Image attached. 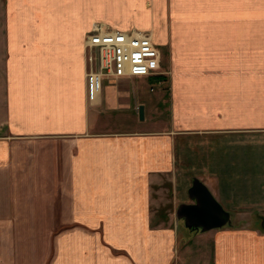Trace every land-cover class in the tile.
I'll list each match as a JSON object with an SVG mask.
<instances>
[{
    "label": "crops",
    "instance_id": "0c3cea01",
    "mask_svg": "<svg viewBox=\"0 0 264 264\" xmlns=\"http://www.w3.org/2000/svg\"><path fill=\"white\" fill-rule=\"evenodd\" d=\"M0 10V264H264V0ZM97 24L149 32L164 74L105 78L91 102ZM194 179L237 223L180 246Z\"/></svg>",
    "mask_w": 264,
    "mask_h": 264
},
{
    "label": "built area",
    "instance_id": "2783aa9c",
    "mask_svg": "<svg viewBox=\"0 0 264 264\" xmlns=\"http://www.w3.org/2000/svg\"><path fill=\"white\" fill-rule=\"evenodd\" d=\"M88 98L95 102L102 92L103 80L126 79L164 74L161 51L151 34L120 31L97 24L86 37Z\"/></svg>",
    "mask_w": 264,
    "mask_h": 264
},
{
    "label": "water",
    "instance_id": "95a60500",
    "mask_svg": "<svg viewBox=\"0 0 264 264\" xmlns=\"http://www.w3.org/2000/svg\"><path fill=\"white\" fill-rule=\"evenodd\" d=\"M139 114L140 119L144 120L143 105L139 108ZM188 193L192 202L181 203L176 210L177 219L182 220L186 228L207 232L233 225L232 213L223 207L204 182L194 179ZM261 225L264 229V218Z\"/></svg>",
    "mask_w": 264,
    "mask_h": 264
},
{
    "label": "rangeland",
    "instance_id": "374dc122",
    "mask_svg": "<svg viewBox=\"0 0 264 264\" xmlns=\"http://www.w3.org/2000/svg\"><path fill=\"white\" fill-rule=\"evenodd\" d=\"M3 3H4V0H0V7H1V9H2V6H3ZM2 12H1V10H0V23L2 22V18H3V15L1 14ZM1 25V24H0ZM1 36H2V28H1V26H0V41H1ZM0 45H1V43H0ZM2 56H1V46H0V64H1V62H2ZM156 89L157 90H160V87H156ZM133 115H134V117H136L138 120L140 119V117H139V113H137V112H134L133 113ZM146 121H144V120H142V121H138V123H140V124H147V123H145ZM156 191V190H155ZM153 197H154V200L156 201V198H157V195H156V192H154L153 193ZM188 197H189V193H188ZM166 198L167 199H170V198H172V196L171 195H166ZM156 204V203H155ZM155 207L154 208H156V205H154ZM177 210V209H176ZM177 217V216H176ZM178 220V219H177ZM179 221V243H180V246H182V244L184 243V241H185V239H186V237L190 234L191 236L193 235V234H195V233H200V232H202V231H191V230H189L188 228H186L185 226H184V222L182 221V220H178ZM255 221V222H254ZM233 223L234 224H236L237 223V219H234L233 218ZM253 223H255L256 224V220H254L253 219ZM231 226H233V225H231ZM231 226H229V227H231ZM223 228H225V227H223ZM221 229V228H220ZM203 233V232H202ZM212 242H213V237H212V239H210V240H208V244H209V247H210V245L212 244ZM193 245L194 246H199L200 245V240H194L193 242Z\"/></svg>",
    "mask_w": 264,
    "mask_h": 264
}]
</instances>
